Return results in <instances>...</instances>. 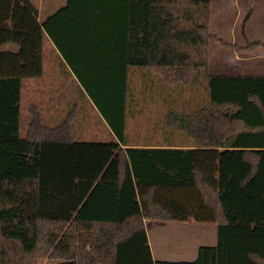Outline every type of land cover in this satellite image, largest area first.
<instances>
[{
  "label": "trees",
  "instance_id": "obj_1",
  "mask_svg": "<svg viewBox=\"0 0 264 264\" xmlns=\"http://www.w3.org/2000/svg\"><path fill=\"white\" fill-rule=\"evenodd\" d=\"M210 22L211 0H68L44 23L30 0H0V264H264V102L223 85L264 79L208 77L212 102L164 122L192 146L127 144L131 69L191 85L211 41L264 49L229 46ZM45 34L118 142H75L72 114L50 130L37 109L21 137L22 81L43 75ZM191 220L216 224L217 246L155 262L146 221Z\"/></svg>",
  "mask_w": 264,
  "mask_h": 264
},
{
  "label": "crops",
  "instance_id": "obj_2",
  "mask_svg": "<svg viewBox=\"0 0 264 264\" xmlns=\"http://www.w3.org/2000/svg\"><path fill=\"white\" fill-rule=\"evenodd\" d=\"M67 2L68 0H64L63 5H60L61 7L59 8H57L59 5L57 6L56 0H42L41 4H35L39 12V21L44 23L50 16L63 8ZM211 2L213 3L214 0H211ZM219 2L223 5L231 4L234 14L230 20H227L225 14L219 16L218 30L215 28V23L213 21L211 22V30H213V33H215L218 38L223 41L230 40L233 43V46L239 48H246L250 44L255 43L264 44V37L261 36L264 33V17L261 18L258 16L260 13H256L263 10L261 9V6L264 5V0H220ZM50 10L56 11L46 19L42 20L41 14ZM252 12L255 13L252 15ZM44 15L45 14H43V16ZM251 27L253 28L249 29ZM258 34H260V36H258ZM221 37L227 39L224 40ZM6 49L10 52L17 51V47L11 44L7 45ZM49 69L54 74L60 76L68 74L67 76L71 75L73 77V85L76 89L81 91L79 93L81 99L76 97L78 102H71L68 105L67 102H57V95L49 96L46 92H41L42 94H40V88H44L42 85L43 75H46ZM207 69L209 77L264 79V49H259L253 53L233 51L230 52V54L222 55L220 58L219 56L212 57V54H210ZM136 72L141 74L142 81L139 84L138 90L136 89V97L133 98L131 79L132 74ZM43 75L39 78L24 79L22 81V96L20 103V134L22 138H26L28 135L32 122V109H37L39 111L44 127L52 130L61 127L68 120L71 111L75 108L78 110V114L76 112L77 115L72 122L71 130V135L75 142H118L111 128L96 108L91 98L80 85L79 81L73 74V71L47 34H45L43 42ZM144 79L145 76L142 70L137 68L131 69L129 77L130 91L128 94L127 122L132 118H135V116H143L148 112L156 113V110L154 111L152 108L162 106L164 110L161 112V120H159V122L161 121V124H163L161 128L163 129L166 118L171 114L177 113L175 99L169 98L167 102L165 99L160 103L162 105H159L157 102L159 96H156L153 100V97L149 95V92L151 89H153V91L155 89L157 91L160 90V93L166 90L168 96H170L169 86H175V84H169L165 82L163 78H160L163 79V84H161L160 81V84L158 85L154 82L149 83ZM205 83L202 85V82H199L194 86L197 88L194 90V93L197 94H194L192 102H212L209 82L206 81ZM60 85H62V83ZM223 85L232 86L234 93L231 94V97L234 100H237L238 98L241 102H264V83L233 82L230 84L225 83ZM253 87H255L257 94L245 100L246 93L243 92H247V89H252ZM160 88H163V90ZM26 90L27 93L29 92L32 102H24V100L26 101ZM171 90L174 91V88ZM80 100H82V102H79ZM69 108H71V110L68 111ZM149 117L151 118V115ZM168 129H163L162 131L154 129L153 134L149 137L145 136L146 134L134 135L127 130V144H129V146H138L139 148H169L176 143H173L174 139L170 137ZM161 132H166L167 136H161ZM192 145L193 143L191 146ZM146 229L149 245L155 262L194 263L197 261L199 251L202 247H215L218 243V226L216 224H198L195 221H146ZM57 262L58 261L47 258L40 261L38 264H58Z\"/></svg>",
  "mask_w": 264,
  "mask_h": 264
},
{
  "label": "rangeland",
  "instance_id": "obj_3",
  "mask_svg": "<svg viewBox=\"0 0 264 264\" xmlns=\"http://www.w3.org/2000/svg\"><path fill=\"white\" fill-rule=\"evenodd\" d=\"M30 1L36 8H37V6L35 4H41L42 3V0H30ZM219 1L220 0H214L213 3L211 2V22L213 21L215 23V28L217 30L219 29V26H218L219 16L225 14L227 20H230V19H232L233 14H234L231 4L223 5V4H220ZM63 2H64V0H56L57 6L59 5L57 8L61 7L60 5H63ZM256 9H258V8H256ZM261 9H263V10L256 12V13L257 14L260 13V15H258V16H260L262 18V17H264V5L261 6ZM55 11L56 10H50L48 12H44L43 14H45V15L43 16V14H41V19L42 20L46 19L48 16L52 15ZM254 13L255 12H252V15ZM211 22H210V33H211V35L215 36L217 39L221 40L220 38L217 37V35L215 33H213V30H211ZM255 26L258 27L257 25H255ZM252 28L253 27H251L249 29H252ZM216 29H215V31H216ZM229 29H230V27H229ZM258 36H260V34H258ZM261 36L264 37V33ZM221 38L224 39L223 37H221ZM225 39H227V38H225ZM221 41H223V40H221ZM225 41H227V42H225ZM225 41H223V43H226L229 46H233L232 45L233 43L230 40L229 41L225 40ZM233 51L234 50L223 45L222 43H219L217 41H211L209 43V46H208V62L210 60V54H212V57L219 56V58H220L222 55L230 54V52H233ZM142 72H144V71H142ZM148 74H150V73H148ZM148 74L144 72V76H145L144 80H147L149 83L154 82L157 85L160 84V81H161V84H163V79H160L161 77H153L152 75H148ZM67 75L68 74L60 76V75L54 74L49 69L47 71L46 75H43L42 85L44 88H40L41 90L39 89L40 94L46 92L49 96H56L57 95V102H67L68 105L71 102H78L76 97L81 99L80 94H79L81 91L76 89L75 86L73 85V82H74V81H72L73 77L71 75L70 76H67ZM208 77H209V73H208V69H206V72L200 78V82H202V85H203V83H205L207 81ZM158 78H159V80H158ZM141 81H142V77H141L140 73L136 72V73L132 74L131 88H132L133 98L136 97V95H137V90L139 88V84L141 83ZM61 83H62V85H60ZM196 85L197 84L185 85V84H181V83L178 84L177 83V84H175V86H169L170 87V90H169L170 96H168L166 90L160 93V90L157 91L156 89L154 91H153V89H151V91L149 92V95L153 97V100L156 96H159L158 101H157L159 105H162L160 103L163 102V100H165V99L167 102V100L169 98L170 99L174 98L175 104H176V112L180 113V114L190 115V114L198 111L200 108L206 106L209 103V102H192V100L194 99L193 98L194 94H197V93H194V90L197 89L194 87ZM155 86H154V88H155ZM173 88H174V91L171 90ZM160 89L163 90V88H160ZM195 92H198V91H195ZM173 93H174V95H173ZM25 99H26V101L24 100V102H32V99H30L29 92L27 93V90H26ZM183 101H186V102H183ZM79 102H82V100H80ZM133 102H134V100H133ZM69 110H71V108H69L68 111ZM152 110H154V111L156 110V113L148 112V113H145V115H143V116H138V117L135 116V118H132L128 122L127 130L131 134H134V135L135 134H140V135L146 134L145 136H147V137H149L153 134L154 129H156L157 131H159V130L162 131L163 129L167 130L168 128L166 126H164L163 129H161L163 124H161V121L159 122V120H161V117H160V115L162 114L161 112H163L164 108H162V106H160V107L158 106V107L152 108ZM76 112L78 114V110L74 108L70 113V115L72 114L74 116V119H75V116L77 115ZM89 114L91 115L90 112H89ZM150 115H151V118L149 117ZM168 131L170 132L169 133L170 137L174 139V142H176L177 145H189L190 146L193 142L190 138H188L183 133H180L178 131H172L171 129H168ZM22 132H23V130H22ZM164 135L167 136V133L161 132V136L165 137ZM189 222H194V220H191Z\"/></svg>",
  "mask_w": 264,
  "mask_h": 264
}]
</instances>
